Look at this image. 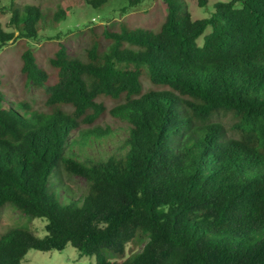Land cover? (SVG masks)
<instances>
[{
    "label": "trees",
    "instance_id": "1",
    "mask_svg": "<svg viewBox=\"0 0 264 264\" xmlns=\"http://www.w3.org/2000/svg\"><path fill=\"white\" fill-rule=\"evenodd\" d=\"M125 1L123 12L146 0ZM164 1L156 32L121 22L103 32L109 47L96 40L85 59L59 43L54 84L26 50L22 74L46 89L45 111L10 100L0 81V212L46 221L43 237L21 227L2 234L0 264L68 245L96 264H264V0L218 2L201 20ZM73 5L51 12L12 0L0 45L37 39ZM101 98L119 103L108 111ZM107 112L128 126L123 151L96 147L112 135L96 125ZM135 243L145 245L118 261Z\"/></svg>",
    "mask_w": 264,
    "mask_h": 264
},
{
    "label": "rangeland",
    "instance_id": "2",
    "mask_svg": "<svg viewBox=\"0 0 264 264\" xmlns=\"http://www.w3.org/2000/svg\"><path fill=\"white\" fill-rule=\"evenodd\" d=\"M184 1V2H183ZM180 0L187 11L190 12L194 20L210 18L214 5L218 2H228L230 0H209V4L205 8H200L196 0ZM12 0H1L0 3V22L6 31H12L9 23L11 12L9 7ZM18 6L37 5L45 10L54 11L58 5L67 7L74 4L68 10L66 20L58 23L54 29H45L35 40H24L16 38L11 43L0 45V81L2 88L9 96V99L15 101H25L30 103L34 109L45 111V102L47 99V91L45 88H36L27 83L26 77L22 74V54L31 49L40 66L47 70L53 76V69L49 65V59L58 51L59 43H64L68 47L69 54L76 58L85 59L86 50L96 40L101 43V48L106 50L109 42L105 40L103 32L105 30H118L120 23L124 22L131 29H144L156 32L166 19L167 6L164 0H146L144 3L134 9H128L126 12L122 8L128 6L125 0H110V2L101 10H93L91 7L83 6L84 0H14ZM211 27H208L205 33L197 40L199 46L204 43V37L210 34ZM18 35V34H16ZM56 82L55 77L51 79L49 84ZM146 87H149L147 80H144ZM100 102H104L108 111L115 107L119 101L107 98H101ZM219 120L226 127L233 125L232 116H220ZM96 125L104 128H110L111 136L103 140L99 148L101 153H115L123 151L125 140L128 137V126L125 122L113 118L107 112ZM90 155L97 156L99 151L88 149ZM73 186L84 188L85 181L81 178H75L72 182ZM46 221L42 219L31 220L21 214L12 206H6L0 212V236L12 228L30 229L33 234L43 237ZM145 244L135 243L127 247L126 257L119 259L123 261L130 257L133 253H137ZM23 264H96L95 257L81 256L80 252L68 245L63 251L41 252L38 250H30Z\"/></svg>",
    "mask_w": 264,
    "mask_h": 264
}]
</instances>
